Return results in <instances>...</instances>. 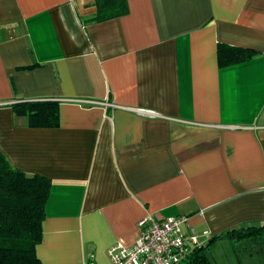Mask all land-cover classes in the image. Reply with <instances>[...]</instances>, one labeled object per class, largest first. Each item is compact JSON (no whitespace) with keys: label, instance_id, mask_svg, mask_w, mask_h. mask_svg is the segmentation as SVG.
I'll list each match as a JSON object with an SVG mask.
<instances>
[{"label":"crops","instance_id":"0c3cea01","mask_svg":"<svg viewBox=\"0 0 264 264\" xmlns=\"http://www.w3.org/2000/svg\"><path fill=\"white\" fill-rule=\"evenodd\" d=\"M128 4L85 23L95 0H0V148L51 179L42 264H109L150 214L209 237L264 222V0ZM219 43L253 57L220 67ZM37 99L58 127L10 106ZM211 254L243 264L227 239Z\"/></svg>","mask_w":264,"mask_h":264},{"label":"trees","instance_id":"16d2710c","mask_svg":"<svg viewBox=\"0 0 264 264\" xmlns=\"http://www.w3.org/2000/svg\"><path fill=\"white\" fill-rule=\"evenodd\" d=\"M97 11L82 18L85 23L103 22L129 13L128 0H95ZM220 67L237 64L253 57L254 51L219 43ZM60 102L53 99L16 101L10 106L17 116L27 118L30 127L55 128L60 125ZM51 179L28 175L12 165L0 148V264H42L36 247L43 240L42 224L46 217ZM222 239L245 243L264 254V222L260 225L238 226L211 236L196 247L182 264H216L211 256L212 245Z\"/></svg>","mask_w":264,"mask_h":264},{"label":"built area","instance_id":"2783aa9c","mask_svg":"<svg viewBox=\"0 0 264 264\" xmlns=\"http://www.w3.org/2000/svg\"><path fill=\"white\" fill-rule=\"evenodd\" d=\"M187 222V215H147L138 223L139 236L133 245L110 247L109 264H182L210 238L208 231L186 230Z\"/></svg>","mask_w":264,"mask_h":264},{"label":"rangeland","instance_id":"374dc122","mask_svg":"<svg viewBox=\"0 0 264 264\" xmlns=\"http://www.w3.org/2000/svg\"><path fill=\"white\" fill-rule=\"evenodd\" d=\"M245 243H236L235 248L240 258L241 263L243 264H264V254L258 250L256 247H247L245 248ZM220 253V252H219ZM222 253L220 254L221 258ZM212 256V254H211ZM226 260L222 258V260ZM221 264V263H220ZM222 264H228V261H223Z\"/></svg>","mask_w":264,"mask_h":264}]
</instances>
